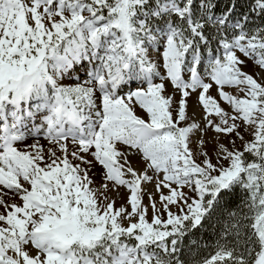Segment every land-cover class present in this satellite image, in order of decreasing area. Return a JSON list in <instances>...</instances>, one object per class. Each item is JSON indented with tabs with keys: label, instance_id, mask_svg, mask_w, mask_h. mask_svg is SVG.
Instances as JSON below:
<instances>
[{
	"label": "snow or ice",
	"instance_id": "6c2138e0",
	"mask_svg": "<svg viewBox=\"0 0 264 264\" xmlns=\"http://www.w3.org/2000/svg\"><path fill=\"white\" fill-rule=\"evenodd\" d=\"M0 264H264V0H0Z\"/></svg>",
	"mask_w": 264,
	"mask_h": 264
}]
</instances>
